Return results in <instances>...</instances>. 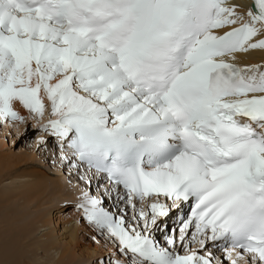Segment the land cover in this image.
<instances>
[{
  "label": "snow or ice",
  "instance_id": "obj_1",
  "mask_svg": "<svg viewBox=\"0 0 264 264\" xmlns=\"http://www.w3.org/2000/svg\"><path fill=\"white\" fill-rule=\"evenodd\" d=\"M238 7L0 0V120L24 121L19 101L39 121L46 98L36 130L89 188L92 175L107 177L110 188L82 190L76 205L115 249L99 264H213L209 242L224 252L217 264H264V65L225 59L264 49V0ZM104 195L125 201L131 218ZM191 201L177 228L165 224L162 246L160 218ZM178 241L199 247L181 255Z\"/></svg>",
  "mask_w": 264,
  "mask_h": 264
},
{
  "label": "bare ground",
  "instance_id": "obj_2",
  "mask_svg": "<svg viewBox=\"0 0 264 264\" xmlns=\"http://www.w3.org/2000/svg\"><path fill=\"white\" fill-rule=\"evenodd\" d=\"M227 3L239 5L237 11L242 14L251 6L247 0H227ZM236 26L238 25L227 26L214 31L215 34L222 35L231 27ZM234 55L235 59L226 57V60L237 66L264 65V49H254L247 53ZM44 103L46 107L45 117L39 121L19 101H13L12 108L25 118L24 121L0 120V162L4 163H0V264H87V259L90 256L99 254L102 250L96 241L94 246L89 242H82L83 238L80 234L82 224L78 220L79 214L70 211L68 218H65L60 214L61 211H64L63 208L57 209L59 203L67 199L76 200L79 203L80 198L77 200L75 197H80L81 193L76 190L66 193L61 180H53L50 183L44 173L38 175L33 172L34 166L31 163L34 158L32 155L17 157L14 165H12L6 161L13 160V158L7 157L1 150L6 146V136H9V141L12 142L13 134L18 137L21 131L34 128L38 122H46L47 109L50 105L46 98H44ZM41 136H44L45 139H52L46 133L38 131L35 136L36 143ZM49 140H47L48 144L46 143L52 147L49 153L54 154V141ZM46 147L48 150V146ZM56 152L55 158L58 157L59 162L64 164L60 159V149L58 148ZM23 178L29 179L30 182L17 184ZM6 181L10 182L11 186H5ZM98 191L95 190L96 195H98ZM154 201L155 197L150 201H136V203L138 207L147 208V205ZM182 208L183 205H180L176 213L178 214ZM53 211L57 212L52 214ZM130 212L132 215L131 208ZM105 245L107 248L105 247L104 253L112 254L115 251L109 240L105 242ZM197 246L199 247L198 244L194 245V247ZM208 247L218 259L224 254L222 249L214 248L212 245ZM40 254L43 255V259ZM200 255L202 254L200 253ZM39 258L42 259L41 263L38 262ZM121 258L123 259V257ZM225 263L229 264L228 261Z\"/></svg>",
  "mask_w": 264,
  "mask_h": 264
},
{
  "label": "rangeland",
  "instance_id": "obj_3",
  "mask_svg": "<svg viewBox=\"0 0 264 264\" xmlns=\"http://www.w3.org/2000/svg\"><path fill=\"white\" fill-rule=\"evenodd\" d=\"M37 133H38V131L36 130L35 127L34 128H28L26 130H23V132L21 131L18 137H17V135L13 134L12 135V142L9 141V136H6V139H5L6 146L1 150L3 151V153L5 155H7V157L9 156V157L13 158V160L6 161V162H10L12 165H14L15 159L17 157L20 158V156L32 155L34 158L32 160V163H31L34 166L33 172H35L38 175H40L41 173H44L46 175L47 181L48 182L50 181V183H52L53 180H55V181L61 180V182L65 186L64 190L66 193L72 192L75 190L79 193H81L82 190L90 191V193L94 196H100L101 194L104 193L103 192L104 188L102 187L103 184L101 182L99 183L96 181L95 178H92L91 187L89 188V186L85 183V181L80 179V175H82L83 172L77 173L76 170L71 169L70 166L66 162H64V164L60 163L59 158L58 157L55 158V156L57 154L56 149H58V148L55 149L53 147V149L55 150L56 153L54 152V154H50L49 152H51L52 147L47 145L48 142H47V144H43L44 146L39 145V147H38L37 143L35 142L36 141L35 136ZM46 140H49V139H46ZM50 140H53L54 141L53 144H54V146H56V144H55L56 141L53 138ZM35 143H36V146H35ZM46 146H48V148H49L48 150H47ZM0 163L4 164L3 162H0ZM92 177H93V175H92ZM29 182H30L29 179L23 178L22 180H19L17 184H23V183H29ZM93 183H95L96 185L93 186L94 185ZM4 185L7 187L11 186L10 182H8V181H6ZM98 185H99V187H98ZM73 186H74V188H73ZM95 190L96 191L99 190L98 195L95 194ZM72 196L75 197L74 195H72ZM79 198H80L79 196L75 197V199H77V200H79ZM65 200H66V198H65ZM104 200H105L104 206L109 208V210H112L114 208L118 210L121 207L126 208L127 212H128V219L131 218L130 207H128V205L126 204L125 201L122 202V201L116 200L115 198L114 199L111 198L109 200L107 195H104ZM77 202L78 201H76V200H68L67 199L64 202L59 203V205L57 206V209H60L61 207L63 208L64 211H61L60 214H62V216L65 218H68L70 211H74L76 214L80 215V218L78 217V220H79L80 224H82L81 232H80L81 237L83 238L82 242H85V243L89 242L90 244H92V246H94L95 241L92 239V237L93 236L97 237V240H99V247L102 250H100L101 252L99 254H96V255L94 254V255L90 256L91 258L89 257V259H87L88 260L87 264H99V262L101 261L102 258H109L112 256L111 253H108V252L104 253L103 252L107 248L105 245V242L107 241V239H105L104 236L99 235L97 230L92 225H90L86 220L83 219L82 212L76 208V205L78 204ZM122 205H124V206H122ZM56 212L57 211H53L52 214H54ZM176 212H177V209L174 208V209H172L170 215L167 218H160L162 223H160V227L158 229L154 230V236L162 246H166V243L163 241L166 233L162 229L164 228L165 224L167 225V227L169 229L170 224L173 223V221H172L173 218H176V214H177ZM117 214H119V213H117ZM175 227H177V225H174V228ZM177 232H176V235H177ZM189 237H190V235H189ZM210 243L211 242H209V245L211 246L212 244H210ZM193 244L195 245L198 243H193ZM193 244H191L190 248L186 249L185 247L181 246L177 242V249L176 250L179 251V253L181 255H187V254H189L190 251L196 250L198 248V246L194 247ZM82 245H83V243H82ZM200 253L202 255L204 254L202 251ZM40 257L43 259V255L40 254ZM42 259L38 260V262L40 261V263H41ZM217 260H218V258H217ZM217 260H214L213 264L214 263L217 264ZM105 264H107V259H105Z\"/></svg>",
  "mask_w": 264,
  "mask_h": 264
}]
</instances>
